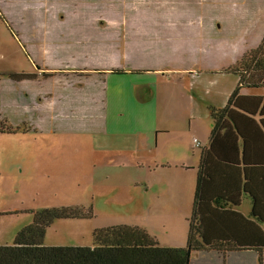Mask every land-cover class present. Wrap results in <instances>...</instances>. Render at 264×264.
Here are the masks:
<instances>
[{
	"label": "rangeland",
	"instance_id": "obj_1",
	"mask_svg": "<svg viewBox=\"0 0 264 264\" xmlns=\"http://www.w3.org/2000/svg\"><path fill=\"white\" fill-rule=\"evenodd\" d=\"M232 1L0 0L1 246L12 245L17 233L32 222V214L45 209H69L78 217L55 220L46 229L44 246L90 247L94 230L115 226L137 227L159 247L185 246L196 171L189 172L193 178L181 193L174 190L171 171L149 165L173 162L174 135L178 143L186 135L179 133L180 129L174 133V122L165 123L154 110L145 117L136 111L139 105L126 106L129 99L118 96V90L132 91L137 79H151L145 74L107 76L111 95L105 117L99 114L104 108L101 104L95 108L90 103L84 106L90 119L84 120L80 104L77 117L82 121L71 122L77 129L69 131L74 127L62 120H47L49 112L57 113L50 110L51 92H61L49 73L54 68L62 72L68 68L57 59H80L85 51L103 57L107 68L115 59L116 66L124 65L123 58L130 56L134 41L153 45L160 41L157 49L170 57L177 50H186L182 39H192L191 31H199L202 23L206 26L203 38L223 37L217 29L232 38L240 30L245 36L251 20H258L259 25L248 29L249 36L264 27V0ZM112 22L116 25L108 24ZM163 26L167 29L160 30ZM182 63L174 57V66ZM90 67L86 60L83 68ZM95 77L100 83L104 79L102 75L88 77L89 81L81 77L80 101L86 102L96 90L90 81ZM126 82L127 90L122 88ZM119 100L124 106L115 105ZM156 100L161 99L156 96ZM128 109L134 110L129 114ZM162 121L172 132L165 137L160 134L155 148L153 129ZM53 127L59 130L48 131ZM192 130L197 132L194 127ZM146 147L153 152L144 159ZM195 153L197 164L199 149ZM163 183L168 186L163 188ZM201 257L192 255V260Z\"/></svg>",
	"mask_w": 264,
	"mask_h": 264
},
{
	"label": "crops",
	"instance_id": "obj_2",
	"mask_svg": "<svg viewBox=\"0 0 264 264\" xmlns=\"http://www.w3.org/2000/svg\"><path fill=\"white\" fill-rule=\"evenodd\" d=\"M232 2H236V0ZM130 10L134 11L135 8L131 7ZM122 12H119V14ZM125 12L129 13L127 11ZM171 13H167V15L170 16ZM94 19L92 18L91 20L93 21ZM239 19L246 22L241 17ZM116 20L121 21V19ZM261 21L263 22L264 19ZM190 23L192 24V21ZM108 24L115 26L116 22ZM202 24L199 31H191L192 39L188 37L182 39V45L186 47V50L182 53L177 50V54H173L170 57L161 54V50L157 49L160 41H155L153 45L145 43L142 40L139 42L134 41L131 44L132 50L130 56L123 58V61L126 63L124 65L116 66L115 63L118 59H115L111 61V64L107 68L103 57L97 58L91 51H85L83 57L80 59L69 57L65 60L57 59V63L65 64L68 68L65 72L57 71L55 68L50 70L51 73L49 75L51 77L53 76L52 79L61 86V92L59 94L51 92L52 102L49 105L51 104L52 107H50V110H56L57 113L54 115V113L49 112V118L47 120L56 122L55 120L60 119L67 126L74 127L70 128L69 131L76 130L77 127L72 126L71 122L75 123L76 120L82 121L80 116L77 117L80 111V104H83V118L84 120H88L90 116L87 114L84 106H88L87 104L90 103L94 104L95 108H98L99 104H101L104 108L101 109V112L99 111V114L105 117L104 111L108 109L107 106H110L107 105V102L111 95L108 90L109 84L107 86L105 78L108 76L110 79L112 75L123 77L125 75L137 76L139 74H145V77L151 79L150 81L137 79L132 84V91L131 89L126 92L118 90V96L129 99V104L126 106L139 105L136 111L144 114L145 117H147L148 111L154 110L156 114H160V117L165 123L174 122V133L178 131L176 129H180L181 131L179 130V133L186 135L185 138L183 136L180 139L179 143L181 146H179L177 137L174 135L173 162L163 163L159 166L154 162H150L149 165V168L158 167L165 171H171L170 175L175 177L174 190L179 189L181 193H184L189 187V180L191 181L193 178V173L189 172H194L195 170L197 177L201 151L208 148L209 145L211 130L213 128L210 108H224L236 88L238 89L239 96L244 98L251 97L249 102L245 99H241V102L250 104L253 109L259 106L258 110L262 111L256 112L249 120L245 121L243 119L244 117L237 112L232 114L236 118H239L237 125L242 134L241 138H237L235 146L240 150L239 156L245 153L247 161L244 164L247 166L243 168V171L240 166L238 171L227 169L226 172H228V175L235 177V182H237L240 189L247 183V173L250 175L251 193L248 191L245 192V189H243L240 204L232 207V210L239 213L245 220L258 226L261 236L259 237L258 244L254 247L246 245L244 249L233 250V253L224 252L225 256L222 258V263L220 264H259V255H261V264H264V88L261 86L259 88L240 86L239 76L226 71L228 68L237 64L246 52L259 46L264 36V27L259 28L258 32L249 36L248 29L251 27L255 29L254 26L259 25L258 20L256 23H253V20H251L249 22L247 21L245 36L242 30H240L239 34L235 33L233 38L227 36L222 26L220 30L223 31V34L219 32V29H217V33L218 36L222 35L223 37L203 38L206 32V26H204V23ZM91 25V27L95 26L94 23ZM165 29L167 27L163 26L160 30ZM174 29H178V26L174 27ZM250 32L254 31L250 30ZM181 36L183 37L184 34L182 33ZM216 38L217 41L214 42ZM235 38L236 41L234 42L230 40ZM238 38L242 39L237 41ZM161 42L163 47L162 39ZM174 57L184 63L180 66H174ZM86 60H90V68H83ZM101 75L104 76L101 83L98 77L90 80L93 82V86H96L94 93L88 95L89 98L86 102L80 101L79 96L81 95L83 83L81 77H84V81H89L88 77L92 78L93 76ZM99 86L102 88L99 89ZM128 86L126 82L122 88L127 90ZM156 88H161L164 93L158 92ZM156 96L161 99L159 102L156 100ZM152 102L156 104L154 108L151 107L152 104H147ZM115 103L116 106H124L121 100L115 101ZM132 110L134 109H128L129 114H131ZM158 127L160 128L158 129ZM192 127L197 132L193 131ZM225 127V131L228 129L227 132H224L227 134V139H231L233 135L235 136V129L231 122L226 123ZM54 130L58 131L59 129L53 127L48 131L54 132ZM170 132L172 131L168 126L163 124V121L162 125L156 123V128L153 129L155 140L153 146L155 148L158 146V136L160 134L165 137ZM194 132L199 135L198 138ZM243 141L247 142L245 149H242ZM179 147H181L182 151H180ZM196 149H199L197 164L195 159H193V157L197 156L195 153ZM149 152H153V149L146 147L142 152L144 159L149 157ZM161 186L166 188L168 184L163 183ZM254 204L256 207V216H252L250 213L252 212ZM215 248L211 247L205 250L204 253L211 255L223 253L221 247L220 250H216Z\"/></svg>",
	"mask_w": 264,
	"mask_h": 264
},
{
	"label": "trees",
	"instance_id": "obj_3",
	"mask_svg": "<svg viewBox=\"0 0 264 264\" xmlns=\"http://www.w3.org/2000/svg\"><path fill=\"white\" fill-rule=\"evenodd\" d=\"M226 71L239 76L240 86L264 88V36L259 46ZM241 99L249 102L251 97L239 96L236 88L224 108H210L213 128L208 148L201 151L185 247H159L144 231L126 226L94 230L90 247L44 246L46 229L55 220L78 217L69 209H45L32 214V222L17 233L12 245H0V264H220L224 252L256 246L261 236L259 227L232 210L240 204L243 189L251 193L250 175L246 172L247 183L240 189L235 177L226 172L238 171L240 166L243 171L247 166L245 153L239 156L235 146L242 134L237 125L239 118L232 114L237 112L245 121L262 111ZM229 122L235 129L231 139L224 133ZM246 144L242 142V149ZM250 213L256 216L255 204ZM211 247H221L223 253H204ZM192 255L203 258L192 260Z\"/></svg>",
	"mask_w": 264,
	"mask_h": 264
},
{
	"label": "built area",
	"instance_id": "obj_4",
	"mask_svg": "<svg viewBox=\"0 0 264 264\" xmlns=\"http://www.w3.org/2000/svg\"><path fill=\"white\" fill-rule=\"evenodd\" d=\"M194 142L196 143V141L194 140ZM196 145H197V143H196Z\"/></svg>",
	"mask_w": 264,
	"mask_h": 264
}]
</instances>
